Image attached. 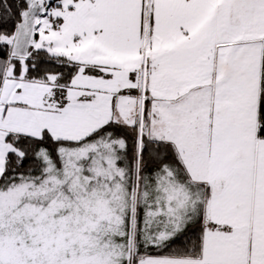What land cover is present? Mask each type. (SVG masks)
I'll return each mask as SVG.
<instances>
[{
	"label": "snow or ice",
	"instance_id": "6c2138e0",
	"mask_svg": "<svg viewBox=\"0 0 264 264\" xmlns=\"http://www.w3.org/2000/svg\"><path fill=\"white\" fill-rule=\"evenodd\" d=\"M0 264H264V0H0Z\"/></svg>",
	"mask_w": 264,
	"mask_h": 264
}]
</instances>
